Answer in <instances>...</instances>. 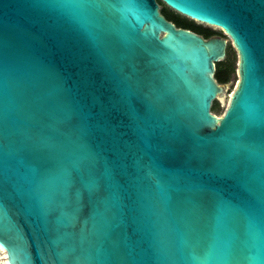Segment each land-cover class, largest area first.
<instances>
[{"label": "water", "instance_id": "obj_1", "mask_svg": "<svg viewBox=\"0 0 264 264\" xmlns=\"http://www.w3.org/2000/svg\"><path fill=\"white\" fill-rule=\"evenodd\" d=\"M0 0V264H264V0Z\"/></svg>", "mask_w": 264, "mask_h": 264}, {"label": "trees", "instance_id": "obj_2", "mask_svg": "<svg viewBox=\"0 0 264 264\" xmlns=\"http://www.w3.org/2000/svg\"><path fill=\"white\" fill-rule=\"evenodd\" d=\"M158 5H161L159 9V14L168 22L172 23L174 26H187L192 31L198 35H216L215 32L209 30L208 28L201 27L196 25L193 21L188 20L185 17L178 15L177 13L171 11L165 7L160 1L156 0ZM233 52H231V51ZM234 51L228 47L227 57L225 61H219L214 64V74L213 78L217 84H223L227 82L229 76L234 72L233 60H234ZM212 111L219 110V104L217 100L211 101L210 109Z\"/></svg>", "mask_w": 264, "mask_h": 264}, {"label": "rangeland", "instance_id": "obj_3", "mask_svg": "<svg viewBox=\"0 0 264 264\" xmlns=\"http://www.w3.org/2000/svg\"><path fill=\"white\" fill-rule=\"evenodd\" d=\"M159 7L161 8V5H159ZM194 23L196 25H200L201 27L208 28L209 30L215 32V34L219 35L222 39H224L226 41V43L228 44V47L232 49L229 39L225 35H223V33L219 29L214 28V27H209V26H206L204 24H200V23H196V22H194ZM234 57H235L234 60H233L234 72L232 74L231 80L227 84L224 85L222 94L216 99L218 104H219V110L218 111H213V115H215L217 117L222 116V114L224 113V111H225V109L227 107L230 95H231V93L233 92V90L235 89V86H236L237 77H236L235 71H236L237 57H236V53L235 52H234Z\"/></svg>", "mask_w": 264, "mask_h": 264}, {"label": "flooded vegetation", "instance_id": "obj_4", "mask_svg": "<svg viewBox=\"0 0 264 264\" xmlns=\"http://www.w3.org/2000/svg\"><path fill=\"white\" fill-rule=\"evenodd\" d=\"M227 52H228V44L226 43L225 45V49H224V57L221 59V61H225L226 57H227ZM233 74V73H232ZM232 74L229 76L227 82L223 83V84H220L222 86V88L224 87L225 84H227L230 80H231V77H232Z\"/></svg>", "mask_w": 264, "mask_h": 264}]
</instances>
